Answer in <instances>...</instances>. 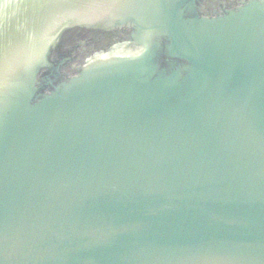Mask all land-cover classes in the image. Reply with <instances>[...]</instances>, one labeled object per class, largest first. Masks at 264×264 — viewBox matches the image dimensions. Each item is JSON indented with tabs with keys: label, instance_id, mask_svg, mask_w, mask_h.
Instances as JSON below:
<instances>
[{
	"label": "water",
	"instance_id": "1",
	"mask_svg": "<svg viewBox=\"0 0 264 264\" xmlns=\"http://www.w3.org/2000/svg\"><path fill=\"white\" fill-rule=\"evenodd\" d=\"M0 264H264V0H0Z\"/></svg>",
	"mask_w": 264,
	"mask_h": 264
}]
</instances>
